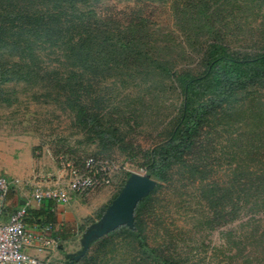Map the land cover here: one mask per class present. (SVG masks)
Here are the masks:
<instances>
[{
  "label": "trees",
  "instance_id": "16d2710c",
  "mask_svg": "<svg viewBox=\"0 0 264 264\" xmlns=\"http://www.w3.org/2000/svg\"><path fill=\"white\" fill-rule=\"evenodd\" d=\"M113 2L0 0V105L9 104L8 85L39 86L46 91L44 97L72 115L79 130L103 142L106 133L113 138L118 132L117 127H104L103 106L108 100L97 93L103 80L150 76L167 82L179 96L165 138L143 154L145 174L156 184L137 203L133 230L119 227L94 241L73 264L89 263L91 249L103 250L115 238L125 250L121 264H187L175 236L154 209L153 197L163 184L171 185L173 176L197 186L200 225L215 230L238 222L241 228L249 227L243 238H253L264 218V154L254 158L252 149L263 140L251 139L246 150L241 144L226 152L222 160L228 167L219 176L213 163L219 168L220 161L211 157L219 143L210 136L241 124L238 117L245 109L253 113L250 104L264 94V50L248 53L227 44L216 25L220 10L215 5L220 0H182L172 8L178 30H196L204 42L198 69H175L167 58L168 47L153 39L142 13L115 12L109 6ZM263 111L251 119L264 121ZM252 134L257 133L250 131L248 136ZM236 137L229 135L227 145L238 141ZM231 231L224 234L227 241L235 239ZM236 244L231 245L237 248ZM243 260L260 264L252 251Z\"/></svg>",
  "mask_w": 264,
  "mask_h": 264
},
{
  "label": "rangeland",
  "instance_id": "374dc122",
  "mask_svg": "<svg viewBox=\"0 0 264 264\" xmlns=\"http://www.w3.org/2000/svg\"><path fill=\"white\" fill-rule=\"evenodd\" d=\"M113 1L109 6L114 7L115 12L138 10L142 13L153 39L168 47L167 58L175 69H198L204 38L196 30H178L172 8L175 2L181 3L182 0ZM215 8L220 10L216 25L223 29L224 39L230 47L248 53L264 50V0H220ZM182 26L187 28L184 24ZM6 88L9 104L0 105V166L12 157L15 166L34 165L36 169H43L51 179H55L54 173L65 175V163L77 165L89 157L106 161L111 167L109 184L97 186L76 197L87 215L75 226L77 236L72 237L74 233L69 236L73 239L71 247L67 248L68 253H75L79 250L81 234L98 220L123 185L126 175L145 174L143 154L165 138L169 122L179 105V96L167 82L160 83L150 76H137L134 81L127 82L117 77L103 80L97 86V93L108 100L103 106L104 127L118 129L113 138L121 139V142L114 144L108 133L101 142L91 132L79 130L72 115L44 97L46 91L39 86L11 84ZM258 97V102L250 104L253 113L245 109L238 117L241 124L227 129L229 135L237 136L238 141L228 146L226 129L211 133L210 138L215 144L219 143L211 153L212 159L220 161L219 168L213 163L219 176L228 167L222 160L225 153L235 151L236 146L241 148L242 144V149L246 150L247 141L249 143L252 139L257 143L263 140L252 152L254 158L257 154H264V121L251 119L264 109V94ZM260 114L264 115V111ZM250 131L257 134L249 137ZM240 134L242 136L238 137ZM162 186L153 197L155 213L161 216L167 230L175 236L177 248L184 253L187 264H244L248 251H252L259 263L264 264V218L256 225L255 236L249 240L242 236L244 231L248 233L249 227L241 228L238 222L209 230L197 222L200 215L195 184L173 176L171 185ZM229 229L232 230L231 237H235L233 241L224 237ZM234 241L238 243L237 248L231 245ZM118 243L121 241L115 238L103 250L94 252L95 247L91 249L89 257L92 260L87 264H121L125 250L120 249ZM64 256L59 255L49 264H65Z\"/></svg>",
  "mask_w": 264,
  "mask_h": 264
},
{
  "label": "crops",
  "instance_id": "0c3cea01",
  "mask_svg": "<svg viewBox=\"0 0 264 264\" xmlns=\"http://www.w3.org/2000/svg\"><path fill=\"white\" fill-rule=\"evenodd\" d=\"M11 159L0 166V175L7 177L11 182L6 195L0 200L1 220L7 221L12 212L25 206L24 226L32 240L24 252L49 262L57 259L59 255L67 254V248L71 247V239H73L69 237L70 233H74L72 237L77 236L75 226L87 215V211L76 197H71L65 204L50 201L36 204L31 201L29 188L24 183L35 177L36 181L46 177L47 180L53 179L41 168L36 169L34 165L18 167ZM56 174L54 173L53 176L57 177Z\"/></svg>",
  "mask_w": 264,
  "mask_h": 264
},
{
  "label": "built area",
  "instance_id": "2783aa9c",
  "mask_svg": "<svg viewBox=\"0 0 264 264\" xmlns=\"http://www.w3.org/2000/svg\"><path fill=\"white\" fill-rule=\"evenodd\" d=\"M65 175L53 180L36 177L24 184L29 188V199L36 204L50 201L65 204L71 197H80L97 186L109 184L111 167L106 161L86 158L80 164L65 163ZM11 182L0 175V200L9 190ZM25 206L12 212L7 221L0 216V264H49L24 252L30 245L31 238L26 232L24 220Z\"/></svg>",
  "mask_w": 264,
  "mask_h": 264
},
{
  "label": "water",
  "instance_id": "95a60500",
  "mask_svg": "<svg viewBox=\"0 0 264 264\" xmlns=\"http://www.w3.org/2000/svg\"><path fill=\"white\" fill-rule=\"evenodd\" d=\"M156 182L148 175L129 174L116 196L105 207L97 221L90 224L79 239V250L64 256L65 264H73L84 256L89 246L119 227L133 230V212Z\"/></svg>",
  "mask_w": 264,
  "mask_h": 264
}]
</instances>
